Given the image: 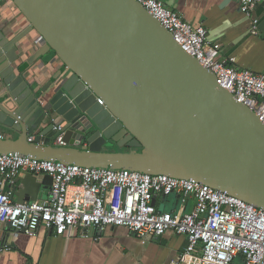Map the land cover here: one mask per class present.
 <instances>
[{
    "label": "water",
    "instance_id": "1",
    "mask_svg": "<svg viewBox=\"0 0 264 264\" xmlns=\"http://www.w3.org/2000/svg\"><path fill=\"white\" fill-rule=\"evenodd\" d=\"M11 1L29 27H0V126L18 135L0 155L167 175L264 210V124L140 3ZM32 31L45 45L29 63L53 51L65 65L39 88L14 67ZM110 141L142 151L105 152Z\"/></svg>",
    "mask_w": 264,
    "mask_h": 264
},
{
    "label": "built area",
    "instance_id": "2",
    "mask_svg": "<svg viewBox=\"0 0 264 264\" xmlns=\"http://www.w3.org/2000/svg\"><path fill=\"white\" fill-rule=\"evenodd\" d=\"M135 1L264 124V74L237 67L235 59L231 63L222 60L221 45L210 41L207 30L186 22L162 0ZM235 1L247 14L264 3ZM34 44H45V38L38 34ZM98 102L104 105L101 99ZM61 129L62 126L55 127L57 131ZM34 139L30 137L29 141ZM51 144L65 145L62 136ZM22 173L52 178L47 201L14 200L8 187L12 188ZM172 196L178 197L182 209L159 210L157 198ZM0 223H10L15 236L24 233L30 237H36L41 228L59 234L77 229L83 238H88L94 231L124 227L145 240L158 239L172 231L186 236L187 246L179 260L171 264H264L263 209L222 190L167 175L65 165L19 154L0 155Z\"/></svg>",
    "mask_w": 264,
    "mask_h": 264
},
{
    "label": "crops",
    "instance_id": "3",
    "mask_svg": "<svg viewBox=\"0 0 264 264\" xmlns=\"http://www.w3.org/2000/svg\"><path fill=\"white\" fill-rule=\"evenodd\" d=\"M162 1L186 22L204 27L210 41L221 45L222 60L231 63L235 59L237 67L264 74V3L247 14L235 0ZM0 27L14 38L25 31L29 23L11 0H3ZM37 36L38 33L32 31L19 43L20 59L14 67L17 70L20 65L21 71L39 88L59 75L65 65L53 51L29 63L45 45L34 44ZM65 75L71 73L66 70ZM1 137L17 139L18 135L0 126ZM51 187L52 178L48 175L22 173L8 189L18 202H42L49 199ZM156 205L163 211L182 209L176 196L157 198ZM191 208L192 203H189L188 210ZM186 246V236L172 231L161 238L145 240L124 227H109L102 233L94 231L88 238H83L77 229L59 234L41 228L36 237H30L24 233L15 236L8 223H0V264H171L179 260Z\"/></svg>",
    "mask_w": 264,
    "mask_h": 264
},
{
    "label": "flooded vegetation",
    "instance_id": "4",
    "mask_svg": "<svg viewBox=\"0 0 264 264\" xmlns=\"http://www.w3.org/2000/svg\"><path fill=\"white\" fill-rule=\"evenodd\" d=\"M110 143L113 145V147L112 148H104V151L105 152H119V151H133V152H135V150H133V149H130V148H128L127 146H125V147H123V148H120V147H118V143H115V142H112V141H110ZM140 150H142V149H140Z\"/></svg>",
    "mask_w": 264,
    "mask_h": 264
},
{
    "label": "rangeland",
    "instance_id": "5",
    "mask_svg": "<svg viewBox=\"0 0 264 264\" xmlns=\"http://www.w3.org/2000/svg\"><path fill=\"white\" fill-rule=\"evenodd\" d=\"M133 150H135V152H140V151H142V150H140V149H134V148H133Z\"/></svg>",
    "mask_w": 264,
    "mask_h": 264
},
{
    "label": "trees",
    "instance_id": "6",
    "mask_svg": "<svg viewBox=\"0 0 264 264\" xmlns=\"http://www.w3.org/2000/svg\"><path fill=\"white\" fill-rule=\"evenodd\" d=\"M180 210H181V209H180ZM180 210H179V211H180Z\"/></svg>",
    "mask_w": 264,
    "mask_h": 264
}]
</instances>
